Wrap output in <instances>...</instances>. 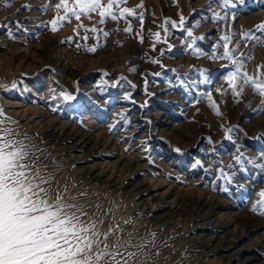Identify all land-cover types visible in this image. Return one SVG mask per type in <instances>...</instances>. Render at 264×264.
<instances>
[{"label": "rangeland", "instance_id": "rangeland-1", "mask_svg": "<svg viewBox=\"0 0 264 264\" xmlns=\"http://www.w3.org/2000/svg\"><path fill=\"white\" fill-rule=\"evenodd\" d=\"M59 2L0 0V128L41 150L53 195L66 187L101 232L119 225L109 245L147 244L151 264H264V216L251 211L264 190V97L242 78L235 96L225 79L234 66L220 58L228 36L241 71L264 79V0H126L136 17L92 13L52 31ZM181 14L204 37L199 52L165 25Z\"/></svg>", "mask_w": 264, "mask_h": 264}, {"label": "snow or ice", "instance_id": "snow-or-ice-1", "mask_svg": "<svg viewBox=\"0 0 264 264\" xmlns=\"http://www.w3.org/2000/svg\"><path fill=\"white\" fill-rule=\"evenodd\" d=\"M124 4L126 0H107L106 3L102 0H71V2L60 0L55 5L57 15L48 23L52 31H57L58 26L72 17L79 21L85 15L90 18L92 13L99 14V23H105L108 19L117 21L125 18L126 14L136 17V10L121 7ZM220 6L229 8L234 7L235 4L233 0H220ZM22 7L30 8L29 5ZM137 7L142 8L143 4ZM19 11L20 9H17V12ZM138 19L141 23L143 22L142 13ZM212 19H221V17L218 13H214ZM185 23L186 19L182 14L179 22L165 20V25L170 24L171 28H179L186 32L187 36L192 38V43L188 47L199 52V49L194 46L197 40H203L204 37H193V29L184 28ZM16 24L19 27V21H16ZM198 26L199 21L193 25V28ZM162 27L167 34L168 27ZM85 31L89 30L85 29ZM91 31L98 30L93 27ZM124 31L130 32L131 27L125 28ZM256 31L264 36V23L257 25ZM103 35L107 37L109 33L104 32ZM152 35L157 42H160L159 32ZM83 38L87 39V36ZM253 38L260 39L254 33H249L245 37L246 40ZM222 40L225 50L220 58L230 60L234 66V70L229 71L225 77L230 90L235 96H241L243 89L237 81L242 78L245 85H251L254 91L264 97V79L242 72L243 56L234 57V50L228 46V36L222 37ZM164 42H167L166 39ZM79 47L80 45H77V48ZM87 51L95 52L96 48L91 47ZM152 63H159V61L153 60ZM260 67L264 68V65ZM155 75L159 76L160 73ZM201 75L205 74L202 72ZM121 79L125 78L121 77ZM205 82H207L206 76ZM132 86L135 87V85ZM59 96L64 101L76 99L74 95L66 91H61ZM55 98L54 96L53 99ZM209 98L211 99L210 93ZM144 106L146 105H142ZM260 110H264V105L256 111ZM226 131L227 138L231 139L230 134L233 129L229 128ZM40 151L35 144L25 143L12 136L11 129L0 128V264H151L153 257L145 251L147 244L133 245L131 239L122 241V238L117 236L116 242L109 245V237L122 231L119 225L101 232L99 225L103 223V220L90 216L82 204L76 203V197L69 195L66 199V187L63 191L57 190L55 195L52 194L55 177L46 171V165L39 163ZM176 151L179 152L180 149L177 148ZM235 159L238 164L241 163L240 156ZM199 163L197 161L196 165ZM260 167L264 168V165ZM221 173L224 178L231 180V177L223 174L222 170ZM221 190L229 191L227 187ZM258 196L259 199L253 204L251 211L264 216V190H261ZM125 223H131V221L128 220ZM130 248H135L136 251H131Z\"/></svg>", "mask_w": 264, "mask_h": 264}, {"label": "bare ground", "instance_id": "bare-ground-1", "mask_svg": "<svg viewBox=\"0 0 264 264\" xmlns=\"http://www.w3.org/2000/svg\"><path fill=\"white\" fill-rule=\"evenodd\" d=\"M58 134V133H57ZM56 137H58V138H60V137H62V135L61 134H58ZM57 138V139H58ZM84 145H85V143H83ZM84 145H83V147H84ZM81 146V145H80ZM87 174L88 175H93V179H95V180H102V175H96V174H94V171L93 170H89L88 172H87ZM109 178V177H108ZM113 182V181H112ZM148 204V203H147Z\"/></svg>", "mask_w": 264, "mask_h": 264}]
</instances>
